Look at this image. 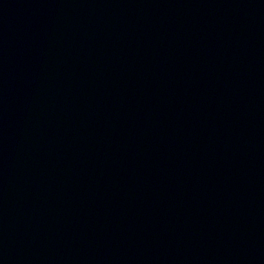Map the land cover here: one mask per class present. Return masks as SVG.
I'll list each match as a JSON object with an SVG mask.
<instances>
[{
  "label": "water",
  "instance_id": "water-1",
  "mask_svg": "<svg viewBox=\"0 0 264 264\" xmlns=\"http://www.w3.org/2000/svg\"><path fill=\"white\" fill-rule=\"evenodd\" d=\"M0 264H264V0H0Z\"/></svg>",
  "mask_w": 264,
  "mask_h": 264
}]
</instances>
